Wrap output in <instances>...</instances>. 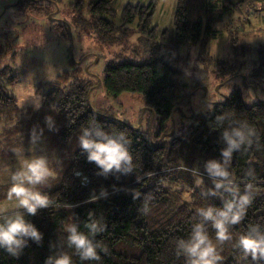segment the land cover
Wrapping results in <instances>:
<instances>
[{
  "label": "trees",
  "instance_id": "trees-1",
  "mask_svg": "<svg viewBox=\"0 0 264 264\" xmlns=\"http://www.w3.org/2000/svg\"><path fill=\"white\" fill-rule=\"evenodd\" d=\"M42 1L22 0L18 4L37 9ZM114 1L72 0V3L76 8L86 4L90 18L82 27L93 31L104 42L114 40L118 27L132 22L138 26L146 57L138 62L110 60L104 68V85L116 98L125 93L141 96L147 107L151 133L94 109L88 101L92 86L90 81L79 78L78 67L63 70L36 86L41 106L35 109L32 105L19 106L9 91L18 73H12L8 66H0L1 164L11 165L16 158L11 149L31 144V130L43 128L40 143L58 169L57 179L45 189L53 201L52 206L30 217L44 233L43 241L40 245L30 242L18 258L0 250V264H43L50 251L58 250L57 246L64 241L62 224L71 216L78 219L82 230L83 222L89 217L105 225L104 231L96 237L100 259L83 264H185L183 257L175 253V241L187 237L197 208L210 204L222 206L220 198L205 194L212 182L204 173L203 163L219 158V150L223 147L220 133L233 121H244L257 133L251 145L233 153L229 168L242 192L247 185L252 186V201L243 220L230 228L233 239L221 245V264H253L235 243L249 226H264V100L246 105L240 90L232 88L221 101L211 104L208 113L195 111L192 117L189 115L193 109L192 96L205 85H200L202 76L209 73L222 85L239 75L234 74L233 57L231 60L217 58L207 51L208 44L217 35L216 25L229 24L227 39L231 50H235L238 34L249 35L244 30L248 17L264 14V0H175L173 36L167 29L159 30L153 22L157 0L125 4L119 25L113 21ZM232 22L237 25L231 30ZM64 29L66 31L65 26ZM255 59L249 75L263 79V45L256 50ZM189 63H192L193 73L187 78L185 66ZM176 113L181 118L186 117V122H176ZM46 115L54 117L59 131L47 130L44 126ZM220 116L228 117L222 125L216 120ZM13 121L15 126L8 127ZM94 122L107 131L123 132L128 137L133 174L119 178L99 176L96 166L80 154L79 132ZM173 126V133L167 135ZM181 161L187 168H199L204 181L201 186L194 184L188 172L179 170ZM76 172L81 175H75ZM101 188L107 189V198L89 201ZM6 189L0 177V200L6 198ZM209 231L214 237V231ZM64 250L71 252L68 248ZM73 260L81 264L78 257L73 256Z\"/></svg>",
  "mask_w": 264,
  "mask_h": 264
},
{
  "label": "clouds",
  "instance_id": "clouds-1",
  "mask_svg": "<svg viewBox=\"0 0 264 264\" xmlns=\"http://www.w3.org/2000/svg\"><path fill=\"white\" fill-rule=\"evenodd\" d=\"M48 78L50 79L49 76ZM14 95L20 107L26 101H31L35 109L41 106V97L31 76L15 84ZM51 107L55 111V107ZM226 119L228 117H217V124L222 125ZM7 126L14 127L15 121ZM44 126L49 132L59 131L52 115L44 117ZM43 134V128L31 130L30 142L33 145L39 144ZM256 135L255 129L246 122L233 121L220 133L223 147L219 150V158L204 161V173L212 182V187L205 194L220 198L222 206L210 204L197 208L196 219L191 224L187 237L175 241V253L178 257H183L185 264H221V245L233 239L230 228L243 220L252 201V186L247 185L242 192L229 171L232 156L242 147L251 145ZM77 139L80 154L87 162L96 166L97 175L119 178L133 174L130 141L123 132L107 131L94 122L81 128ZM11 151L17 158V165L14 168L2 169L7 189L6 198L0 201V250L12 258H18L30 242L40 245L43 241L44 233L29 217H34L41 210L52 206L53 201L45 189L50 187L51 181L57 179L58 169L53 158L44 152L37 153L34 148L26 152L21 146ZM179 170L188 172L196 186L203 184V176L198 167L187 168L181 161ZM75 175L80 176L81 173L76 172ZM113 189L115 190V185ZM107 196V189L101 188L99 193L90 196L89 201L94 202ZM185 198H188L187 194ZM71 207L73 205H69V208ZM104 229L105 225L101 220L89 217L83 222L82 230L78 219L75 216L69 217L62 224L64 241L57 246L58 250L50 251L43 264H75L73 256L78 257L81 264L99 260L100 245L96 237ZM210 229L214 231V237L210 235ZM235 246L245 258H250L253 264L264 261V226H249L248 230L238 237ZM49 247H53L51 243ZM65 248L71 249V252L65 251Z\"/></svg>",
  "mask_w": 264,
  "mask_h": 264
},
{
  "label": "rangeland",
  "instance_id": "rangeland-1",
  "mask_svg": "<svg viewBox=\"0 0 264 264\" xmlns=\"http://www.w3.org/2000/svg\"><path fill=\"white\" fill-rule=\"evenodd\" d=\"M147 1L115 0L112 5L116 11L114 23H121L120 12L125 4H143ZM156 7L153 22L159 30L167 29L169 35L173 36L175 0H157ZM89 18L86 4L76 8L72 0H43L42 6L37 9L18 4V0H0V66L10 67L12 73L17 71L18 79L15 84L31 76L35 88L63 70L78 67L79 78L90 81L92 86L88 92V101L94 109L151 133V123L147 121V109L141 96L138 93H125L116 98L104 85V68L110 60L138 62L146 57L138 26L132 22L118 27L114 40L104 42L93 31L83 29L82 26ZM245 23L244 30L249 35L238 34L237 47L233 51L227 39L229 24L216 25L217 35L208 44L207 51L217 58L231 60L233 57L236 65L234 74L239 75L222 85L209 73L202 76L199 79L200 85L205 84L207 90L204 92L203 88L199 89L192 96L191 106L194 112L208 113L211 104L221 101L232 88L240 90L246 105L264 99V78L249 75L256 61V50L261 45L264 46V14L261 17L260 14L256 17L250 15ZM230 25L232 30L237 23L232 22ZM240 46L242 49L238 48ZM181 51L184 52L183 48ZM234 51L237 54H233ZM190 53L193 56L195 49ZM191 67L192 63L185 66L187 78L193 73ZM243 75L246 76L245 80ZM15 84L9 89L13 96ZM37 93L40 95L39 91ZM17 102L19 104L18 100ZM27 105H32L31 101H26L23 106ZM183 109L188 114L187 107L184 106ZM186 119L175 114L176 122H186ZM23 148L26 152L34 148L37 153H46L41 143L23 145ZM1 163L0 177L4 181L2 169L16 167L17 158L9 166Z\"/></svg>",
  "mask_w": 264,
  "mask_h": 264
},
{
  "label": "water",
  "instance_id": "water-1",
  "mask_svg": "<svg viewBox=\"0 0 264 264\" xmlns=\"http://www.w3.org/2000/svg\"><path fill=\"white\" fill-rule=\"evenodd\" d=\"M21 1H22V0H18V3L21 2ZM243 79L245 80V79H246V76L243 75ZM244 84H246V83L244 82ZM202 88H203V91H204V92L207 90V87H205V86H203ZM146 108H147V107H146ZM148 109L151 110L150 108H148ZM193 115H194V111L192 110V111H191V114H190L189 116L192 117ZM174 129H175V128H174V126H173V128L171 129L170 132L167 133V135L170 136V135L173 133ZM163 136H164V134H162V137H163Z\"/></svg>",
  "mask_w": 264,
  "mask_h": 264
},
{
  "label": "flooded vegetation",
  "instance_id": "flooded-vegetation-1",
  "mask_svg": "<svg viewBox=\"0 0 264 264\" xmlns=\"http://www.w3.org/2000/svg\"><path fill=\"white\" fill-rule=\"evenodd\" d=\"M264 99H261L260 101H263Z\"/></svg>",
  "mask_w": 264,
  "mask_h": 264
},
{
  "label": "crops",
  "instance_id": "crops-1",
  "mask_svg": "<svg viewBox=\"0 0 264 264\" xmlns=\"http://www.w3.org/2000/svg\"><path fill=\"white\" fill-rule=\"evenodd\" d=\"M156 9H157V7H156ZM156 12V11H155Z\"/></svg>",
  "mask_w": 264,
  "mask_h": 264
}]
</instances>
